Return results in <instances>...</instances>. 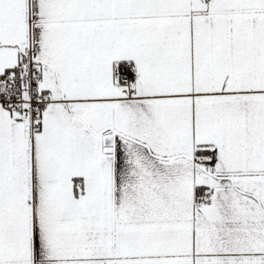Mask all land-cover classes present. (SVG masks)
I'll return each instance as SVG.
<instances>
[{"label": "snow or ice", "instance_id": "obj_1", "mask_svg": "<svg viewBox=\"0 0 264 264\" xmlns=\"http://www.w3.org/2000/svg\"><path fill=\"white\" fill-rule=\"evenodd\" d=\"M0 264H264V0H0Z\"/></svg>", "mask_w": 264, "mask_h": 264}]
</instances>
